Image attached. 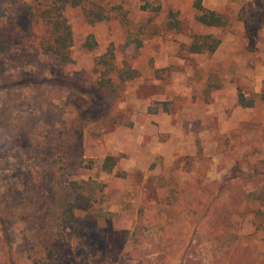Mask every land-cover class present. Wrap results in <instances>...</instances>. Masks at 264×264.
Returning <instances> with one entry per match:
<instances>
[{"label": "rangeland", "instance_id": "374dc122", "mask_svg": "<svg viewBox=\"0 0 264 264\" xmlns=\"http://www.w3.org/2000/svg\"><path fill=\"white\" fill-rule=\"evenodd\" d=\"M34 1L0 0V264H264V0L68 6L69 62Z\"/></svg>", "mask_w": 264, "mask_h": 264}, {"label": "trees", "instance_id": "16d2710c", "mask_svg": "<svg viewBox=\"0 0 264 264\" xmlns=\"http://www.w3.org/2000/svg\"><path fill=\"white\" fill-rule=\"evenodd\" d=\"M89 0H35L29 7L30 16L38 25H43L44 33L39 35V47L44 54H51L58 57L63 62H69L71 59V48L74 43V34L67 18L65 10L68 6H84ZM196 8L202 12L198 16V21L207 26H222L224 21L221 15L215 12H207L202 6L201 0L196 1ZM99 21L105 19L102 14H96ZM221 44V40L214 39L211 36L203 38V41L194 43L190 47L191 52L200 53L205 48L206 51L214 53ZM86 47L92 49L96 46L93 36H89ZM2 47L0 41V59L2 57ZM1 61V60H0ZM240 104L244 107H251L244 96L241 95ZM114 158L106 159L104 169L110 172L115 166ZM236 169L230 171V175L235 177ZM259 199L264 201V180L258 183Z\"/></svg>", "mask_w": 264, "mask_h": 264}]
</instances>
